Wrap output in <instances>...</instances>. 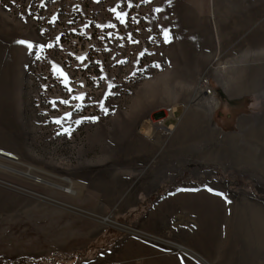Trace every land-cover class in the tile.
<instances>
[{
    "label": "rangeland",
    "instance_id": "obj_1",
    "mask_svg": "<svg viewBox=\"0 0 264 264\" xmlns=\"http://www.w3.org/2000/svg\"><path fill=\"white\" fill-rule=\"evenodd\" d=\"M0 150L6 264H264V0H0Z\"/></svg>",
    "mask_w": 264,
    "mask_h": 264
},
{
    "label": "built area",
    "instance_id": "obj_2",
    "mask_svg": "<svg viewBox=\"0 0 264 264\" xmlns=\"http://www.w3.org/2000/svg\"><path fill=\"white\" fill-rule=\"evenodd\" d=\"M175 112H176V107H168L166 109V112L164 113V116L158 117L157 119H154L153 121H146L148 125V132L146 131L145 128H142V133L143 134L147 133V136H152L158 129V130H161L162 135L168 136L169 134H171L173 130V125L165 124V122L168 118H174ZM11 158L15 159V157L12 155H11ZM15 264H20V263H15Z\"/></svg>",
    "mask_w": 264,
    "mask_h": 264
},
{
    "label": "bare ground",
    "instance_id": "obj_3",
    "mask_svg": "<svg viewBox=\"0 0 264 264\" xmlns=\"http://www.w3.org/2000/svg\"><path fill=\"white\" fill-rule=\"evenodd\" d=\"M248 20L250 21V19H248ZM261 32H262V31H261ZM255 34H256V33H255ZM255 34H254V35H255ZM10 155H12V154H9V153L6 152V151L0 150V157H3V156H4V159H8V158L12 159ZM0 169H2V170H4V171L11 172V173L20 174V175H22V176H26V177H31V178L33 177V176H31L29 173H27V172L20 171V170H18V169H16V168H13V167H11V166H9V165H6V164H4V163H1V162H0ZM44 183H45V181H44ZM46 184H48L49 186L54 187V188H60V187H61L59 184L54 183V182H48V181H46ZM70 191H71V190H70ZM70 191H69V190H66V192H70ZM103 220H104L105 222H108L107 219H104V218H103ZM176 247L179 248V249H181V250H185V251H187V252H189V253H191V254L197 256V255L194 254L193 252L189 251L188 249H186V248H184V247H182V246H180V245H176ZM197 257H198V256H197Z\"/></svg>",
    "mask_w": 264,
    "mask_h": 264
},
{
    "label": "trees",
    "instance_id": "obj_4",
    "mask_svg": "<svg viewBox=\"0 0 264 264\" xmlns=\"http://www.w3.org/2000/svg\"><path fill=\"white\" fill-rule=\"evenodd\" d=\"M239 100H240V99H238V101H239ZM234 101H236V100H231L230 102H231V103H234ZM77 253H78V252H77ZM72 255L75 256V255H76V252H74ZM24 261H25L24 259H20V260H18L16 263L23 264ZM0 264H6V263L3 262L2 260H0ZM14 264H15V263H14Z\"/></svg>",
    "mask_w": 264,
    "mask_h": 264
},
{
    "label": "snow or ice",
    "instance_id": "obj_5",
    "mask_svg": "<svg viewBox=\"0 0 264 264\" xmlns=\"http://www.w3.org/2000/svg\"><path fill=\"white\" fill-rule=\"evenodd\" d=\"M114 11H115V10H114ZM157 11H160V9H157ZM120 18H122V16H121ZM164 36H165V41L167 42V41L170 39L169 34H168L167 31H165ZM19 42H20V43H24V41H19ZM29 46H30V45H29ZM58 122H59V121H58Z\"/></svg>",
    "mask_w": 264,
    "mask_h": 264
},
{
    "label": "water",
    "instance_id": "obj_6",
    "mask_svg": "<svg viewBox=\"0 0 264 264\" xmlns=\"http://www.w3.org/2000/svg\"><path fill=\"white\" fill-rule=\"evenodd\" d=\"M169 244L176 246V244H172V243H169Z\"/></svg>",
    "mask_w": 264,
    "mask_h": 264
},
{
    "label": "crops",
    "instance_id": "obj_7",
    "mask_svg": "<svg viewBox=\"0 0 264 264\" xmlns=\"http://www.w3.org/2000/svg\"><path fill=\"white\" fill-rule=\"evenodd\" d=\"M180 108V107H179Z\"/></svg>",
    "mask_w": 264,
    "mask_h": 264
}]
</instances>
